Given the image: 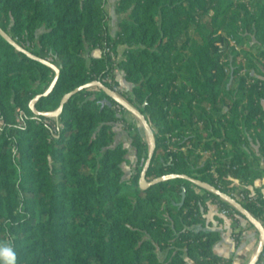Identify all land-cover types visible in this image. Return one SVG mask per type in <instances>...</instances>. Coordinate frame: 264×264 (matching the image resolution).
Here are the masks:
<instances>
[{
	"label": "trees",
	"instance_id": "1",
	"mask_svg": "<svg viewBox=\"0 0 264 264\" xmlns=\"http://www.w3.org/2000/svg\"><path fill=\"white\" fill-rule=\"evenodd\" d=\"M107 4L0 0V27L60 68L46 94L56 70L0 32V264H187L186 256L199 264H232L215 253L222 235L207 218L208 199L219 195L182 176L150 183L186 174L230 194L231 178L254 183L260 173L264 177V61L262 76L240 75L243 59L236 50L256 33L249 46L258 43L264 59V2L119 0L117 12L129 16L114 35ZM210 10L208 28L200 18ZM202 27L208 32L191 44L188 30ZM120 45L125 57L114 64L108 48L117 53ZM117 64L133 89L134 106L158 128L147 187L140 179L150 143L139 128L122 123L118 109L126 108L102 87L76 92L57 116L44 114L91 81L113 88L108 77L117 82ZM181 76L187 82L178 85ZM200 120L206 129L200 138L217 148L216 159L201 165L198 134H184ZM177 129L174 149L168 134ZM246 131L260 147L255 161L244 147ZM131 147L135 166L128 174ZM213 162L224 186L207 173ZM256 192L264 202L263 190ZM243 204L260 218L261 207Z\"/></svg>",
	"mask_w": 264,
	"mask_h": 264
},
{
	"label": "rangeland",
	"instance_id": "2",
	"mask_svg": "<svg viewBox=\"0 0 264 264\" xmlns=\"http://www.w3.org/2000/svg\"><path fill=\"white\" fill-rule=\"evenodd\" d=\"M226 1H227V3H229L231 0H226ZM257 1L258 2H264V0H255V2H257ZM108 9H109L108 12L112 11V8H110V6H108ZM111 13H112L111 15H112L113 19L116 18L117 15H119L117 13H115V14L113 12H111ZM213 15H214V11L210 10V12L207 15L203 16L202 18H200L201 23H204V24L207 25L208 28H211L212 27L211 19H212ZM207 32H208V30L205 27H202L200 29V31H197V30H195L193 28H190L188 30V35L191 38V44H194V45L199 44L201 42V37H202L203 33L206 34ZM257 37H258V35L256 33H254V34L250 35L249 37H247V39L244 41L243 48L241 47V45H237L236 46L237 52L240 53V56H239L238 60L243 59V68H242V71H241L240 75H245L246 73L250 72L251 74L256 75L258 77L262 76L261 75V71H263V62L262 61H264V59H263L262 56H260V49H259L258 43L255 46H253V47L249 46L251 41L255 40ZM232 45H236L234 41H232ZM246 52H248L252 56V58H253L252 61H251V59H249V57H247V55L245 54ZM227 57L233 58L232 53L229 52V56H227ZM118 62L119 61H116V63H118ZM125 75H126V73H125ZM186 82L187 81L185 80V78H183L181 76V78H179V80L177 81V84L181 85V83L185 84ZM115 83L118 85L120 93L125 95L126 98L123 97V99H125L127 102H129L132 105H134L133 102L131 101V99H133V97H134V92H133L132 87L127 89L126 87H123V86L119 85L118 82H115ZM229 86H232L235 89L238 86V80L235 77H232L229 80ZM118 115H119V117H121V119H123L122 123H126L130 127H133L134 130L139 128L141 133L144 135L145 140L148 143H150V138L148 136L146 128H145L143 122L141 121V119L139 117H137L134 113H132L131 111H129L127 109L126 110H122L120 112L118 111ZM149 123H150L151 127L153 128L154 133L158 132V128L152 122L149 121ZM178 131L179 130L177 129V130H174L173 132L168 134V137L170 138V142L169 143H171L170 144L171 148H174L172 146V142L174 140H176L175 138L177 137L176 135H177ZM205 133H206V129H205L204 120H200L198 122V124H196L193 127L192 126H188L186 128L185 132H184L185 135L198 134L197 140H196L197 151L204 152V153L201 154L202 157L200 158V165L203 164L207 159H212V158H213V160L216 159V152L214 153L213 149H217V148L216 147H213V149L212 148H207L206 146H207V143L209 141L208 138H200V136H199V135L205 134ZM246 135H247L246 136L247 137L246 138L247 139V143L245 144L244 147L247 149V151H248V153L250 155L251 161H255L254 160L255 153H260V150H259L260 147H259V145L257 143H254L253 138L250 135L247 134V131H246ZM219 140L221 141V139H219ZM216 141H217V139L213 138L212 141H211L212 145L215 144ZM126 143L130 145V140H126ZM187 147L188 146L185 147V150L187 149ZM221 148H224V145H222ZM174 149H178V148L175 147ZM210 149H211V151L212 150L213 151L211 152ZM128 156H129L131 161L126 163V171L129 174L131 172V169L132 168L134 169V166H135L134 165L135 164L134 161L132 162V160H134L135 156H136L135 155V150L133 149V147L130 148V152H129ZM214 163L218 167V164L216 162H213V164ZM261 168L264 169V165L263 164L261 165ZM216 169L217 168H215V170ZM207 173L216 182V177L214 175L215 173L212 171V168L210 170L208 169ZM216 174L220 175L219 171L216 172ZM258 176L259 177L257 179L264 180V177H263V175L261 173ZM228 177H230V176H228ZM231 179H232V183H231L232 187L238 183L240 185L239 187L243 188L246 192L253 193L254 191H256V188L254 186L256 184V180L257 179L255 180L254 183H247L242 178H231ZM146 183H148V182L146 181ZM217 184L218 185L220 184L221 186H224V178H222L221 175L219 177V182H217ZM219 197H221V196H219ZM210 216L218 219V216L214 215L212 211L210 212Z\"/></svg>",
	"mask_w": 264,
	"mask_h": 264
},
{
	"label": "crops",
	"instance_id": "3",
	"mask_svg": "<svg viewBox=\"0 0 264 264\" xmlns=\"http://www.w3.org/2000/svg\"><path fill=\"white\" fill-rule=\"evenodd\" d=\"M118 1L119 0H108L107 4V11H109L108 6H110V8H112L111 12L119 14L113 19L111 15L112 13L109 12V24L113 35L116 34L119 29V23L122 20L127 19L129 16L128 12H117ZM125 49V45H120L118 47V52L115 53L117 61L124 59ZM93 54L100 56L101 50L96 49ZM114 75L119 85L126 87L127 89L131 87L126 81L124 70L120 66L116 65ZM118 94L120 95V93ZM254 187L264 190V180L257 179ZM208 211L207 218L211 227L220 230L222 235L221 239L214 245L215 253L230 260L232 264H250L255 259L261 246V233L259 229L250 223V221L245 220H243L240 225H236L230 216L221 214L215 206L211 205V203L208 205ZM211 211L214 215L218 216V219L210 216ZM235 233L239 234L238 237H235ZM260 259H262L260 264H264L263 255ZM186 261L187 264H199L188 256H186Z\"/></svg>",
	"mask_w": 264,
	"mask_h": 264
},
{
	"label": "water",
	"instance_id": "4",
	"mask_svg": "<svg viewBox=\"0 0 264 264\" xmlns=\"http://www.w3.org/2000/svg\"><path fill=\"white\" fill-rule=\"evenodd\" d=\"M0 32L11 42L13 43L16 47H18V49L25 51L26 53H28L30 56L35 57L37 59H39L40 61L49 64L50 66H52L56 72H57V77L55 79V81L53 82V84L50 86V88L48 89V91L46 92V94H48L55 86V83L58 79V76L60 75V68L52 63L49 60L40 58L35 56L34 54H32L30 51L25 50L23 47H21L19 44H17L1 27H0ZM93 86H100L102 87L105 91H107L113 99H115L118 103H120L124 108H126L127 110L131 111L132 113H134L137 117H139L141 119V121L143 122L146 131L148 133V136L150 138V153H149V158L146 162L145 168L142 172V176L140 179L141 185L143 187H147L149 184L146 183V173L148 168L151 165L152 159L155 155V151H156V137H155V133L153 128L151 127L148 118L146 117V115L141 112L136 106L132 105L131 103L127 102L125 99H123L116 91H114L112 88L108 87L107 85H105L104 83H102L99 80H94L91 81L85 85H82L78 88H76L75 90L71 91L70 93L66 94L61 106L55 110V111H50V112H46L44 113L46 116H57L59 115V113L63 110L65 103L68 101V99L75 94L76 92L84 89V88H88V87H93ZM39 98L36 97L34 99V101H32V105H34V102ZM176 176H182L185 177L187 179H190L191 181H193L194 183H196L197 185H199L200 187L209 190L219 196H221L223 199H225L227 202H229L230 204H232L235 208H237L243 215H245L247 217V219L253 224L255 225L260 233H261V246L260 249L255 257V259L250 263V264H257L258 261L260 260L262 254H263V250H264V226L261 223V221L256 218L245 206L243 203H241L240 201H238L236 198H234L233 196H231L230 194L222 191L221 189L217 188L216 186L206 182V181H202L198 178L186 175V174H182V175H177V174H170V175H165L161 178H157L154 181H152L150 184H155L161 180L164 179H168V178H172V177H176ZM185 197H186V190L183 191V199L181 202V205L184 203L185 201Z\"/></svg>",
	"mask_w": 264,
	"mask_h": 264
},
{
	"label": "built area",
	"instance_id": "5",
	"mask_svg": "<svg viewBox=\"0 0 264 264\" xmlns=\"http://www.w3.org/2000/svg\"><path fill=\"white\" fill-rule=\"evenodd\" d=\"M108 52L111 54L113 63L116 64L117 56H116L115 52L111 48H108ZM108 79L112 82V85H113L112 89L114 91H116L117 93H120L118 85L115 83L114 80H112V77H108ZM118 111L120 112L122 110L118 109ZM48 122H50V121H48ZM185 147L186 146H183L182 149H185ZM213 150H214V153L217 152L216 149H213ZM210 151H211V149H210ZM198 152L200 154L204 153L202 151H198ZM263 165H264V163H263ZM211 168H212V171L215 173L214 175L216 177V182H219L220 175L216 174V172H218L217 165L215 163L214 164L212 163ZM215 168H217V169L215 170ZM233 168L236 169L237 165H235ZM239 186L240 185L238 183L236 185H234L233 186L234 188L230 190V195L233 196L234 198H236L241 203L250 201V202L256 203L259 207H261L263 209V211L261 213L260 218H258V219L261 221V223L264 226V202H261L260 194H258L256 191H254L253 193L246 192L243 188H241ZM263 196H264V190H263ZM220 198L211 197L207 201V205H209L211 203V205L215 206L220 211L221 214L230 216L233 219V221H234V223L236 225H240L243 220L249 221L247 218H245L244 216H242L238 212L237 208L226 207ZM238 235H239L238 233H235V237H238ZM262 255L264 256V250H263V254Z\"/></svg>",
	"mask_w": 264,
	"mask_h": 264
}]
</instances>
